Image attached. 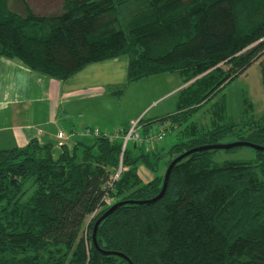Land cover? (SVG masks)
<instances>
[{"label":"trees","instance_id":"1","mask_svg":"<svg viewBox=\"0 0 264 264\" xmlns=\"http://www.w3.org/2000/svg\"><path fill=\"white\" fill-rule=\"evenodd\" d=\"M10 1L0 0V55L31 70L61 80L125 54L128 80L164 71L186 84L175 110L143 122L165 119L175 130L178 140L158 151L136 139L122 149L120 137L103 134L0 147V264H129L91 239L110 204L154 196L173 157L226 133L264 145V115L220 123L223 102L214 101L199 119L257 59L264 84V0H60L57 12ZM215 149L177 160L154 201L117 205L98 223L99 247L134 264H264V150L255 160L214 161Z\"/></svg>","mask_w":264,"mask_h":264},{"label":"rangeland","instance_id":"2","mask_svg":"<svg viewBox=\"0 0 264 264\" xmlns=\"http://www.w3.org/2000/svg\"><path fill=\"white\" fill-rule=\"evenodd\" d=\"M32 1L34 3L33 7L35 6L38 12H57L59 10L60 0H38L37 3H35V0ZM45 2H53V4L44 7ZM10 4L15 5V3L8 0V8H11ZM184 84L186 82L181 83V78L177 72H157L132 80L126 78L125 72L122 78L99 88L98 91L100 92L105 88L106 93L82 100L85 101L82 102V106H89L84 112L90 113L92 119L88 120L89 125L74 128L70 132L79 135L76 139H84L87 142L98 134L109 137L117 136L123 142L131 127V121L137 120L135 125H137L141 135V138L137 141L147 138L143 145L144 148L149 147L151 150L158 151L160 147H167L178 140L175 130L170 131L169 121H164L165 119L150 122L148 129L144 128L143 122L146 119L153 118L156 112L166 114L175 110L176 90ZM112 85H118L117 87H121L122 90L112 92L109 89ZM214 101H219V104L223 102L224 111L222 117L219 118L220 123L231 121L239 123L242 119H248L251 113L254 116L264 115V84L261 79L258 59L253 61L243 72L228 80L215 93L214 97L208 100L206 106H203L200 110L203 112L202 118H199L201 121H206L209 117L206 108ZM217 104L216 102L212 105L217 108ZM247 104L252 106L248 110ZM140 116L143 117L141 122L138 121ZM87 129L89 130L87 131ZM63 134L66 136L57 137V146L65 143L67 134L64 131ZM236 139L237 131L219 136L217 142H229ZM127 141L130 144L132 138H128ZM256 157L257 149L245 144L230 148H216L211 152V158L214 161L224 159L255 160ZM118 172L119 169H117V174Z\"/></svg>","mask_w":264,"mask_h":264},{"label":"crops","instance_id":"3","mask_svg":"<svg viewBox=\"0 0 264 264\" xmlns=\"http://www.w3.org/2000/svg\"><path fill=\"white\" fill-rule=\"evenodd\" d=\"M126 64V55L92 61L59 80L0 55V147L23 145L31 137L56 141L58 130L70 144L79 136L70 131L92 119L82 100L106 93L99 88L122 78ZM139 172L144 180L151 176L144 167Z\"/></svg>","mask_w":264,"mask_h":264},{"label":"water","instance_id":"4","mask_svg":"<svg viewBox=\"0 0 264 264\" xmlns=\"http://www.w3.org/2000/svg\"><path fill=\"white\" fill-rule=\"evenodd\" d=\"M242 144L250 145L256 149L264 150V145H262V144L254 143V142H251L248 140H233V141H229V142H215V143L201 144V145H197V146H193V147H190L188 149H185L181 153L177 154L167 164V166L164 170V177H163V182H162L161 188L159 189V191L154 196L148 197V198H126V199L115 201L112 204H110L102 213H100V215H98L95 218L93 225H92V228H91V239H92V242L95 245V247H97L100 251H102L104 253H116L118 255H121L122 257H124L128 261L129 264H134L132 262V260L129 258V256H127L125 253H123L121 251L103 249V248L99 247V245L97 243V239H96V231H97V226H98V223L100 222V220L103 217H105L107 214H109L117 205L122 204L124 202L143 203V202H151V201H154L155 199L159 198L163 194V192L166 188L169 173H170V170H171L173 164L177 160H179L180 158L185 156L186 154H188L194 150H200V149H206V148H228V147H232V146H236V145H242Z\"/></svg>","mask_w":264,"mask_h":264},{"label":"built area","instance_id":"5","mask_svg":"<svg viewBox=\"0 0 264 264\" xmlns=\"http://www.w3.org/2000/svg\"><path fill=\"white\" fill-rule=\"evenodd\" d=\"M136 121L137 120H133L131 121V127L129 128L128 132L126 133L125 135V138L122 142V149L125 147V144H126V141L128 138H132V139H140L141 138V135H140V132L139 130L137 129V125L136 124ZM89 129H87L88 131ZM57 137H62L63 135L65 136V134H63V131L62 130H59L57 133H56ZM147 138H145L146 140ZM60 144V142H58ZM119 170H120V167H119ZM117 176V171L114 173L113 175V178H115ZM105 200H109V196L108 195H105L104 197Z\"/></svg>","mask_w":264,"mask_h":264}]
</instances>
